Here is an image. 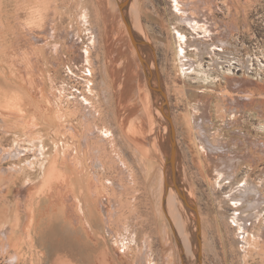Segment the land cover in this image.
<instances>
[{
	"label": "rangeland",
	"instance_id": "374dc122",
	"mask_svg": "<svg viewBox=\"0 0 264 264\" xmlns=\"http://www.w3.org/2000/svg\"><path fill=\"white\" fill-rule=\"evenodd\" d=\"M130 1L139 3L145 31L156 49L179 155L198 205L200 233L204 242V235H209L212 248L219 252L212 257L203 242V260L205 264H245L236 250L237 226L231 220L240 206L235 208L227 193L250 175L249 183L255 181L261 188L263 205L258 206V216L264 222L260 143L264 140V0H196L212 22L203 23L197 34L180 20L175 0ZM193 2L180 0L181 6L197 15L199 7ZM137 20L133 13L135 28ZM211 28L216 30L208 32ZM134 31L143 37L140 30ZM180 46L197 61L190 77L182 75ZM199 99L211 106L207 116L200 115L205 118L203 134L213 138L212 132H217L215 140L221 144L214 151L204 148V155L228 148L224 142L245 153L239 164L224 163L230 168L223 171V179L231 174L232 182L218 179L211 161L202 171L192 159L191 120L193 114L201 113L193 110ZM246 99L248 104L242 105ZM223 103L233 108L223 109ZM160 106V96L149 85L117 0H0V264H64L66 260L96 264L84 262L85 255L99 259L106 249L104 256L113 258V264H148L140 253L145 237L151 239L154 264H183L170 222L177 201L164 187L170 143ZM119 156L135 171L132 182ZM50 169L54 171L48 179ZM147 169L162 177L155 199L150 197ZM65 176L76 184L80 204L92 200V190L96 206L110 207L111 224L97 221L94 236L87 232L84 218L70 214L71 188ZM134 180L135 195L129 188ZM167 192L175 198L172 211L166 206ZM177 224L184 231L183 215ZM107 225H112V233L105 230ZM129 234L137 240L124 252L121 241ZM253 263L264 264V254L250 257L249 264Z\"/></svg>",
	"mask_w": 264,
	"mask_h": 264
},
{
	"label": "bare ground",
	"instance_id": "6f19581e",
	"mask_svg": "<svg viewBox=\"0 0 264 264\" xmlns=\"http://www.w3.org/2000/svg\"><path fill=\"white\" fill-rule=\"evenodd\" d=\"M118 2L122 1V0H117ZM175 8H176V11L178 13V16L181 18L180 20L182 21H187V23L189 24V26L193 27L194 30H195V34H197L198 32V28H200L201 26H203L204 24L203 23H206L207 25H210V21H208L210 19L209 16H207V13L203 11L202 8H205L203 7L202 5H200L196 0L195 2H197L196 4L194 3V7H197L196 9H198L197 12V15H193L194 13H189L188 12V9L181 6L180 4V0H175ZM202 2V1H201ZM140 6H139V3H133L130 1V4L128 6V14L130 16V20H131V15L134 13V15L136 16V18L138 19L137 22H136V27L138 26V28H135L133 25V29L138 31L140 30V32L142 33L143 37L146 41H149L151 43V40H150V36L149 34L145 31V28H144V19H143V16H142V11L140 10ZM202 9V10H201ZM38 11V10H37ZM195 12V13H196ZM132 13V14H131ZM43 16V14H41ZM85 15V14H84ZM87 15V14H86ZM211 15V14H209ZM91 16V15H89ZM84 17V16H83ZM203 17V18H202ZM89 19V18H88ZM87 22H90L86 19ZM213 25V24H212ZM214 27V25H213ZM215 28H211L209 29L208 32H213ZM216 30V29H215ZM56 31V30H55ZM139 32V33H140ZM216 32V31H215ZM136 33V32H135ZM140 33V35H141ZM94 34V33H93ZM177 34L181 37L182 36V33L177 30ZM212 34V33H211ZM65 35V33H64ZM93 36V35H92ZM214 36V35H213ZM211 37V36H210ZM80 38V37H79ZM185 39L187 38L184 37ZM78 41V40H77ZM56 44V42L54 43V45ZM189 44V43H188ZM58 45V42L57 44ZM203 45V44H202ZM80 46V45H79ZM48 47V46H47ZM55 47V46H54ZM180 46L179 50H178V56H179V59H180V67H181V71H182V75L184 77H190V73L193 72V71H196L197 70V61L191 59L186 53H185V48ZM70 48V47H69ZM88 48V47H87ZM56 49V47H55ZM59 49H60V46H59ZM52 50V49H51ZM57 50H58V47H57ZM61 50V49H60ZM58 50V51H60ZM205 50V49H204ZM140 51L142 53V56L144 57V59L146 60V62H148L150 64V75H152V79L154 81H152V84L153 86L156 85L158 83V77L157 75H153V74H156V71H155V65H154V57H153V52L145 47V46H140ZM81 52V51H80ZM61 53V52H60ZM144 53L147 54V58L146 56L144 55ZM82 54H85L84 52ZM84 56V55H83ZM41 57V56H40ZM39 57V58H40ZM38 58V59H39ZM67 58V57H66ZM83 58V57H82ZM90 58V57H89ZM36 59V58H35ZM41 59V58H40ZM84 59V58H83ZM88 60V59H86ZM217 62V61H216ZM201 68V67H200ZM200 71V70H199ZM198 71V73H200ZM203 71H201L202 73ZM206 72V71H205ZM205 72H204V76H205ZM203 74V73H202ZM207 74V72H206ZM200 75V74H199ZM198 75V76H199ZM229 76V75H228ZM207 77H211L210 75H208ZM199 78V77H198ZM151 79V78H150ZM160 79H161V85L162 87L164 88V92L166 93L167 95V92L165 90V85H164V82H163V77L160 73ZM207 79V78H205ZM88 80V79H87ZM199 80H201L199 78ZM213 80V79H212ZM186 81V80H185ZM209 81V80H208ZM207 81V83H208ZM203 82V81H202ZM249 82V81H247ZM246 82V83H247ZM248 85V84H247ZM182 88V87H181ZM184 89V88H182ZM185 90H188L185 88ZM181 93V92H180ZM80 94V93H79ZM107 96V95H106ZM168 96V95H167ZM181 96V95H180ZM84 99V98H83ZM161 99V98H160ZM169 100V99H168ZM247 100V101H246ZM246 100H242V105H247L248 104V100L249 99H246ZM197 104H195V108L193 110H198V111H201V113H199V116L198 113L197 114H193L192 115V120H191V130H190V136H191V144L189 145V148L191 150V155L193 156V161L198 164L200 167H201V170L202 171H207V163L209 161L212 162V164L215 165L214 167V174L218 176V179L221 178V180H228L229 182H232L233 181V178L231 177V174L228 175L227 177H224L223 179V171L224 170H228V168L230 167H226L227 165L225 164H228V163H231L233 161H235L237 164L240 163V161L242 160V157L245 155L241 153L240 150H237L235 149L233 146H231L229 143H222L224 145H228V148H220L218 151L215 150L214 153H208L207 152V156L208 158H206L207 156L204 155V148H210L212 149V151H214L213 149H218L217 147H221L220 145L221 144H218L216 142V139L217 138V132H212L214 134V137L212 138L211 136H207L205 134H203L204 132V129H202L203 127V120L205 119L204 117H200V115H204V116H207V109H211V106H210V103H205L203 100L199 99L198 101H196ZM221 103V102H220ZM162 104V102H161ZM219 104V103H218ZM217 105V103H216ZM170 106V104H169ZM19 107V106H18ZM215 107V106H214ZM216 108V107H215ZM228 109V108H233V106H229V105H224L223 103V109ZM220 109V108H218ZM15 110V109H13ZM17 110V109H16ZM159 112V111H157ZM219 112V111H218ZM220 113V112H219ZM223 112H221V115H222ZM160 115V113H158ZM163 115V121L167 123V120L162 112ZM224 115V113H223ZM261 118V117H260ZM23 119V117H22ZM228 119L229 121V117L226 118V120ZM1 120V119H0ZM161 119H159L160 121ZM26 122V121H25ZM202 122V123H201ZM29 123V122H27ZM162 123V122H161ZM160 123V124H161ZM168 125V124H167ZM165 126L166 128L169 129L168 126ZM197 128H200L198 131H197ZM207 129V128H205ZM211 132V130H209ZM208 131V132H209ZM264 130H262L263 132ZM207 133V132H206ZM211 135V133L209 134ZM123 137V136H122ZM216 139V140H215ZM222 139V138H221ZM220 140V139H219ZM222 141V140H220ZM189 142V141H188ZM262 144V151L264 152V140L262 139V141L260 142ZM223 145V146H224ZM222 146V147H223ZM225 147V146H224ZM69 148V147H68ZM71 148V147H70ZM20 149V148H19ZM70 151V150H69ZM72 151V150H71ZM69 153V152H68ZM70 153H73V152H70ZM179 149H178V144L176 145V165H175V170L177 172V177L179 178H182L180 180V187H181V191L182 192H185V198L188 202L189 205H197L196 203V200H195V197H194V189H193V186L192 184L190 183V180L188 178H186V173H185V170L183 167V164H182V161H181V156L179 155ZM251 153V152H250ZM75 154V151L73 153V155ZM224 154V156H223ZM227 154V155H226ZM119 155V154H118ZM222 155V156H221ZM70 156V155H69ZM68 156V157H69ZM117 156V155H116ZM76 157V156H75ZM118 157V156H117ZM121 161H122V165H124L125 167V170H127L129 172L128 174V179L130 178L132 182V179H136L135 177L136 174L135 171L133 172V169L130 168V166L124 161L123 158H121V156H119ZM70 158V157H69ZM73 158V157H72ZM71 158V159H72ZM77 158V157H76ZM67 159V158H66ZM77 160V159H76ZM74 163V162H73ZM121 163V162H120ZM225 163V164H224ZM231 166V165H230ZM240 168V167H239ZM166 169V167H165ZM234 169V168H233ZM236 169V168H235ZM52 171H54L53 169H50L48 171V175H47V178L50 179L51 178V174H52ZM60 171V170H59ZM164 172H166L164 170ZM62 173V172H61ZM66 173V172H65ZM168 173V172H167ZM167 173H165V181H166V178H167ZM134 174V175H133ZM158 173L154 170V169H147L145 175H146V179H147V182H150L151 183V188L149 190V193H150V197H152V199H155L157 196H158V191L157 189L159 190L160 187L158 188V186H162V177L159 172V177L157 175ZM169 174V173H168ZM207 176V175H206ZM235 177V176H234ZM66 178V176H65ZM120 178V177H119ZM123 180V179H122ZM249 180H250V175L246 178V182L244 184H242L241 186H239V188H235V191L234 192H229L227 193V195L230 197V200L233 202L232 205L235 206V208L239 207L240 206V209L237 210L233 217L231 218V220H233L232 222H234L236 224V229H235V234L233 236L234 238V243H236V241L238 242V248L236 249L238 252V255L239 257L241 256L244 263L245 264H249V258L250 257H253L255 255H262L264 254V222L262 221V219L258 216V210H259V205H263L262 202H263V198L261 197V188H260V185L257 184L255 181L251 182V184L249 183ZM121 181V180H120ZM138 181V180H137ZM51 182V181H50ZM62 182V181H61ZM94 182V180H93ZM92 182V183H93ZM152 182H154V184H152ZM171 182V181H170ZM81 183V182H80ZM92 183H91V187H92ZM109 183V182H108ZM118 183H120L118 181ZM122 183V182H121ZM66 184L71 188L69 189V195H70V199L71 201H69V204L68 206H70L69 210L71 211L70 214H72L73 216L77 215L79 216L81 219L84 220V223L85 224V227L87 228V232L90 231V233H93V236L95 235V229L96 228V222L97 221H104L105 222V225L106 224H111L110 222H112V219H111V215L112 213L110 214L108 208H110L108 206V208L106 206H104V204L100 205V206H96V204L93 203V200H94V197H93V194L91 192H94L91 190L90 192V196L92 197V200L89 199H86L85 201V204H80L81 203V199H79V195L77 193V190H76V184L73 183V180L71 178H66ZM82 184V183H81ZM80 184V185H81ZM96 184V182H95ZM124 184V183H123ZM122 184V186H123ZM62 185V184H61ZM83 185V184H82ZM94 185V184H93ZM101 185V184H99ZM105 184H103L102 186H104ZM107 185V184H106ZM121 185V184H120ZM164 185V184H163ZM60 186V185H59ZM101 186V187H102ZM108 186V185H107ZM107 186L106 189H107ZM114 186V185H113ZM125 186H126V183H125ZM65 187V186H64ZM100 187V186H98ZM103 187V188H105ZM119 187V186H118ZM139 187V186H138ZM165 187V186H164ZM63 188V186H62ZM110 188V186H109ZM120 188V187H119ZM122 188V187H121ZM124 188V187H123ZM129 188H132V194H136L137 193V183L133 182V187H129ZM92 189V188H91ZM97 189V188H96ZM115 189V188H114ZM62 190V189H61ZM99 190V188H98ZM97 190V191H98ZM124 190V189H123ZM169 190L171 191V194L174 195V197L176 198V201H177V204H176V209L174 210V212L171 214L170 216V222H171V225L173 227V230L175 232V235H176V239H177V242L180 246V254H181V258H182V262L183 264H197V254H198V251L200 250V253H201V256H202V264H205L204 260H203V255L206 254L203 252V238H202V232L200 233V227H199V224L197 222L200 221L199 217H200V214H199V210L197 208V212L195 213V211L191 208V209H188L186 207V204L183 202V200L181 199L178 191L170 186ZM238 190V191H237ZM64 191V190H63ZM105 191V190H104ZM113 191V190H112ZM128 191V189H127ZM241 193H240V192ZM41 192V191H40ZM68 192V191H67ZM103 192V190H102ZM101 192V193H102ZM130 192V193H131ZM136 192V193H134ZM239 192V194H238ZM106 193V191H105ZM104 193V194H105ZM109 193V192H108ZM107 193V194H108ZM115 193V191H114ZM118 193V192H117ZM115 193V194H117ZM124 193V192H123ZM139 193V191H138ZM51 194V193H50ZM59 194V192H58ZM95 194V193H94ZM120 194V193H118ZM126 194V193H125ZM124 194V195H125ZM169 192H167V202H166V206L168 205L167 209H169L170 211L173 210L174 208V201H175V198H173V196L171 195ZM249 194H251L252 196H256L255 200H251L252 196L249 197ZM102 196H105L103 194H101ZM111 195H114V194H111ZM190 195V199L192 200L190 203V199L187 198V196ZM50 196V195H49ZM101 196V197H102ZM107 196V195H106ZM110 196V195H109ZM127 196V195H126ZM125 196V197H126ZM100 197V198H101ZM114 197H117V195ZM120 197V196H119ZM118 197V198H119ZM105 198V201H107L106 199H108L109 197H103V199ZM112 197H110L111 199ZM117 198V199H118ZM132 199V197H130ZM65 199H68L67 197ZM68 199V200H70ZM114 199V198H113ZM133 199H136L133 198ZM189 199V200H188ZM116 200V199H115ZM114 200V201H115ZM128 200V199H127ZM101 201V200H100ZM104 201V200H103ZM114 201L112 203H114ZM132 201V200H131ZM135 201V200H134ZM133 201V202H134ZM157 201V200H156ZM155 201V202H156ZM158 201H160L158 199ZM253 201V202H252ZM66 202V200H65ZM110 202V201H109ZM117 202V201H115ZM122 202V201H121ZM132 202V203H133ZM67 203V202H66ZM103 203V202H101ZM100 203V204H101ZM108 203V202H107ZM131 203V205H132ZM64 204V203H63ZM108 204H111V203H108ZM128 204V203H127ZM120 205V203H119ZM156 205V203H155ZM247 206V207H244V206ZM32 206V204H31ZM66 206V205H65ZM116 207V204L114 205ZM114 206L111 205V207L113 208ZM130 205H128V209L130 208L129 207ZM133 206V205H132ZM123 207V205H122ZM157 207V206H156ZM48 208V207H47ZM67 208V207H66ZM120 208V207H119ZM125 208V206H124ZM123 208V209H124ZM117 209V208H115ZM118 210V209H117ZM116 210V211H117ZM250 210H253L252 214H249L247 213L248 211ZM113 211V210H111ZM118 212V211H117ZM115 212L117 215H119V212L117 213ZM123 212L120 211V213ZM114 213V212H113ZM115 213H114V216H115ZM127 213V212H126ZM228 213V212H227ZM82 215V216H81ZM139 215V214H137ZM183 215L184 217V231L182 230L181 228V224H177V220L179 218V216ZM29 216V215H28ZM34 216V215H32ZM126 215H124L125 217ZM135 216V215H134ZM113 217V216H112ZM119 217V216H117ZM162 219H163V216H161ZM37 218V217H35ZM68 218V217H67ZM74 218V217H73ZM69 219V218H68ZM75 219V218H74ZM159 219V218H158ZM161 219V218H160ZM77 220V219H76ZM213 219L210 218L209 219V223L210 224V227L211 225L213 224L214 221H212ZM72 221V220H71ZM118 221H119V218H118ZM121 221V220H120ZM81 222V221H80ZM72 223H75V222H72ZM159 223V222H158ZM157 223V224H158ZM163 223V222H162ZM229 223V222H228ZM230 224V223H229ZM161 225V224H160ZM231 225V224H230ZM34 226V224H33ZM75 226V224H74ZM83 226V225H82ZM112 226V225H111ZM111 226H105V230L107 232H110L112 233V228H110ZM196 227L195 231H194V227ZM84 227V226H83ZM164 226H162L163 228ZM234 227V225L232 226ZM123 229V228H122ZM128 229V227H127ZM199 229V230H198ZM8 230V229H7ZM124 230V229H123ZM158 230V228H157ZM222 230V229H221ZM220 228H219V233H217L220 238L223 236L222 235V232H221ZM126 231H129V230H126ZM99 232V231H98ZM118 232V231H117ZM121 232V231H120ZM131 232V231H130ZM129 232V233H130ZM212 232V231H211ZM2 233V232H1ZM88 233V234H90ZM126 233V232H125ZM132 233V232H131ZM206 233V232H205ZM4 234V233H3ZM87 234V235H88ZM118 234V233H116ZM131 235V234H129ZM162 235V234H161ZM204 235V233H203ZM115 236V235H114ZM121 236V235H120ZM90 237V236H89ZM161 237V236H160ZM165 237V236H164ZM163 237V238H164ZM167 237V236H166ZM165 237V238H166ZM198 237H199V240H198ZM96 238V237H95ZM121 238V237H120ZM119 238V240H120ZM135 234H132L131 237L130 236H124L122 241L123 244L121 246V248H123V251L124 252H128V249L129 247L132 245L131 242L132 241H135L137 239H135ZM189 238V239H188ZM204 238H205V242H204V245H205V249L209 252V254L212 256V257H217L219 255V252L215 249L212 248V243H211V240H210V236L209 235H204ZM92 239V238H91ZM98 239V238H97ZM117 239V238H116ZM165 240V239H164ZM163 240V241H164ZM98 243V241H97ZM117 243V241H116ZM144 247L142 248L141 250V255L142 257L148 261V264H154V260L152 257V254H153V250H152V242H151V239L149 237H145L144 238ZM105 244V243H104ZM119 244V243H118ZM121 244V243H120ZM134 244V242H133ZM6 245V244H5ZM96 245V244H95ZM142 245V244H141ZM216 245V244H215ZM143 246V245H142ZM119 247V246H118ZM133 247V245H132ZM204 249V251H205ZM119 250V249H118ZM107 251V249L105 251H103L101 254H100V257L99 259H96V257L93 259L92 257L88 256V255H85L84 257V262H88L90 261V263H93V260L96 264H113V262L115 260H113V258H109L107 256H104V254H106L105 252ZM120 252H122L120 250ZM123 252V253H124ZM138 252V253H139ZM206 252V251H205ZM223 252L225 253V249L223 250ZM117 253V252H116ZM130 253V252H129ZM109 254V253H108ZM120 254V253H119ZM125 254V253H124ZM127 255V253L125 254ZM119 256V255H118ZM63 257V256H62ZM124 257V256H122ZM240 257V258H241ZM103 258V259H102ZM126 258V257H125ZM156 258V257H155ZM68 259V258H67ZM50 260V259H49ZM63 260V258H62ZM122 260V259H121ZM257 260V258H256ZM144 261V260H143ZM146 261V262H147ZM142 262V261H141ZM251 263V262H250ZM64 264H74L70 261H67L66 260V263ZM76 264V263H75ZM127 264V263H126ZM254 264V263H253Z\"/></svg>",
	"mask_w": 264,
	"mask_h": 264
},
{
	"label": "water",
	"instance_id": "95a60500",
	"mask_svg": "<svg viewBox=\"0 0 264 264\" xmlns=\"http://www.w3.org/2000/svg\"><path fill=\"white\" fill-rule=\"evenodd\" d=\"M129 4H130V0L120 1L119 2L120 11H121L123 20L127 26L131 40H132L135 48L137 49L139 57H140L143 65H144L146 76L149 79V85H151V87H153L158 92V94L161 98L162 106H160V110L163 112V114L167 120L168 127H169V143H170V146H169V153H167V155H166V169H165V171H166L165 173L168 172L169 174L167 173L168 176H167L166 181H165V188L167 191L170 188V186L174 187L178 191L181 199L186 204V206L192 208L196 213L198 207L196 205H189L188 204V202L185 198V192L181 191L180 182L178 181L177 175H176L177 174V172L175 170V165H176L175 156H176V145H177L176 129H175L172 113H171L170 106H169L168 96L164 92V88L161 85V79H160V73L161 72L159 69L156 49L152 43H150L149 41H146L144 38L138 37V35L135 33V31L132 27L130 16L128 14ZM140 46H145L153 52L155 71H156V75L158 77V83L154 86H152V84L150 82V64L148 62H146V60L142 56V53L140 51ZM198 240H199V237H198ZM197 264H202V256H201L200 250L198 251V254H197Z\"/></svg>",
	"mask_w": 264,
	"mask_h": 264
},
{
	"label": "crops",
	"instance_id": "0c3cea01",
	"mask_svg": "<svg viewBox=\"0 0 264 264\" xmlns=\"http://www.w3.org/2000/svg\"><path fill=\"white\" fill-rule=\"evenodd\" d=\"M71 235H73V234H71Z\"/></svg>",
	"mask_w": 264,
	"mask_h": 264
}]
</instances>
